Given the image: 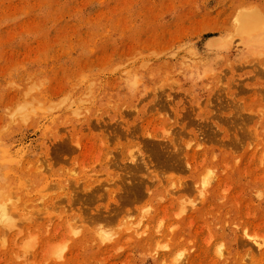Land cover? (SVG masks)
<instances>
[{"label":"rangeland","instance_id":"rangeland-1","mask_svg":"<svg viewBox=\"0 0 264 264\" xmlns=\"http://www.w3.org/2000/svg\"><path fill=\"white\" fill-rule=\"evenodd\" d=\"M250 11L263 21L264 0H0V189L15 209L0 264H165L182 249L181 264H219L220 244L239 256L223 264H252L264 31L246 33Z\"/></svg>","mask_w":264,"mask_h":264},{"label":"bare ground","instance_id":"bare-ground-1","mask_svg":"<svg viewBox=\"0 0 264 264\" xmlns=\"http://www.w3.org/2000/svg\"><path fill=\"white\" fill-rule=\"evenodd\" d=\"M251 12V11H250ZM242 21H243V27L245 28L244 30L246 31V33L247 32H254L255 30H263L264 31V20L263 21H261V20H258L257 19V17L255 16V15H253V13L251 12V13H249V14H246V15H244L243 16V19H242ZM255 29V30H254ZM128 161H129V163H131V164H135L137 161H138V159H137V155H135V154H133V153H131L130 154V156H128ZM10 171V170H9ZM7 173V172H6ZM5 174V173H4ZM8 174V173H7ZM3 178H4V176H3ZM196 183H198L197 184V189L200 191H203V188H205L206 187V185L209 183V173H206L205 174V176L202 178V180L201 181H197ZM195 183V184H196ZM6 190H3V189H0V222L1 223H3V222H7V221H10L12 218L10 217V215L12 214V215H14V210L15 209H13L12 208V206H10V204L7 202L8 200H10V198L9 197H7V193L5 192ZM199 191H198V193H199ZM201 191H200V193H201ZM208 192H209V190H207ZM206 191V192H207ZM200 193H199V195H200ZM181 211V210H180ZM179 211V212H180ZM181 212H183V209H182V211ZM10 219V220H9ZM9 223V222H8ZM8 223H6V224H8ZM230 223V222H229ZM225 225V224H224ZM234 228V227H233ZM232 228V229H233ZM245 229H243V231H244ZM224 232V235H226V236H228L229 237V239L230 240H232V239H234V240H232V241H234V242H236V235L230 230L229 232H225V231H223ZM253 234V233H252ZM255 235V234H254ZM238 236V235H237ZM240 237H242L241 236V233H240V235H239ZM238 236V237H239ZM243 236H244V239H246V238H250V241L253 243H251L250 245L251 246H249V248L246 250V252H245V254L247 255V256H249V260H251L252 261V264H255L254 262L255 261H257L256 259H255V257L258 255V253L259 254H261V255H264V250H263V248H261V245H262V243H264V239L263 240H259L258 238H256V237H254L253 235H251V234H248V233H243ZM129 237V236H128ZM246 237V238H245ZM244 239H242L244 242H249V241H246V240H244ZM240 238H237V244L238 245H240V244H242V246H245L244 244H246V243H244L243 244V242H241L240 243ZM140 242V241H139ZM233 243H231L230 245H232ZM140 245V244H139ZM221 246H222V244H220V245H218L217 247H218V249H215L214 248V250H216V256H217V258H218V260H219V264H223L224 262H226V261H229L230 259L228 258V255H231V256H234V257H239L238 256V254L235 252V253H230V252H228V254L227 255H225L224 254V250L222 251L221 250ZM234 246V245H233ZM242 246H240V247H242ZM164 247H166V246H164ZM238 248H239V246H238ZM182 250H184V249H182ZM182 250L181 251H179L176 255H175V257L173 258L172 257V255H169V258H168V260L167 261H165L167 264H181V263H183V261L185 260V258H186V256L183 254L184 253V251L182 252ZM213 250V251H214ZM155 251V250H154ZM153 251V252H154ZM223 252V253H222ZM226 252V251H225ZM214 253V252H213ZM173 254H174V252H173ZM215 254V253H214ZM155 255V254H154ZM155 257V256H154ZM188 258H189V261H190V258H192V257H190V256H188ZM262 258V257H261ZM157 259H160V260H162L161 258H160V256L158 255V257H157ZM239 260H241V259H239ZM244 260H245V258H244ZM243 260V261H244ZM216 261V260H215ZM215 261H214V263H215ZM242 262V261H241ZM241 262H238V261H235V263L234 264H243V263H241ZM165 263V264H166ZM213 263V262H212ZM211 263V264H212ZM246 264H247V262H245ZM226 264H229V263H226Z\"/></svg>","mask_w":264,"mask_h":264}]
</instances>
